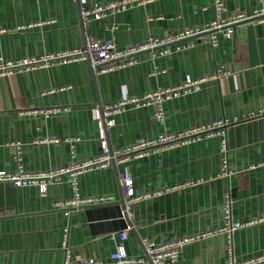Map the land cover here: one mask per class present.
Wrapping results in <instances>:
<instances>
[{"label":"crops","instance_id":"obj_1","mask_svg":"<svg viewBox=\"0 0 264 264\" xmlns=\"http://www.w3.org/2000/svg\"><path fill=\"white\" fill-rule=\"evenodd\" d=\"M222 1L227 12L260 7V0ZM215 18L213 0H155L91 21L85 31L124 48ZM111 23L114 31L107 28ZM215 38L214 46L202 35L165 55L141 53L135 64L106 73L93 74L89 63L80 60L0 76V170L39 172L99 154L95 110L227 70L196 92L163 102L162 123L155 121L150 106L113 115L107 142L112 150L122 149L161 133L225 122L231 171L219 174L220 135L160 149L79 175L81 196L112 200L90 214L81 207H55L73 195L66 178L48 185L44 194L35 186L0 181V264H65L66 253L69 263L98 259L113 264L110 255L118 245L130 258H143L144 239L162 242L221 227L226 195L233 221H257L233 232L235 259L264 252V21L237 24L230 37L218 31ZM83 43L77 0H0V60L38 58ZM48 109L55 111L47 117L37 112ZM124 169L137 194L175 189L133 203L130 229L122 240L119 233L126 227L118 177ZM183 184L188 185L179 187ZM226 242L220 234L193 241L181 248L178 264H226Z\"/></svg>","mask_w":264,"mask_h":264},{"label":"built area","instance_id":"obj_2","mask_svg":"<svg viewBox=\"0 0 264 264\" xmlns=\"http://www.w3.org/2000/svg\"><path fill=\"white\" fill-rule=\"evenodd\" d=\"M153 1L155 0H113L101 4L98 2L89 3L88 0H77L80 23L84 30V43L82 47L45 54L38 58L25 57L17 61L0 60V76H6L16 71L33 70L52 64H64L80 60H86L89 63L93 74L106 73L135 64L137 62L136 56L141 53L149 52L152 56H157L168 54L172 50H181L189 46L194 38L202 35H205L214 46L216 44V32H222L225 37H230L233 32V26L237 24L248 21H264V0L259 1V8L250 11L237 10L233 12L226 11L222 0H213L216 18L211 22L202 26L183 28L170 34L152 35L143 42L129 45L124 48L117 47L112 39H95L89 34H86L85 30L91 21L106 20L128 8L145 5ZM107 28L109 31H114L116 25L111 23ZM227 74H229V71L217 69L210 76H204L198 79L186 78L181 84L159 88L158 90L142 96L125 97L113 104L104 106L99 111L95 110L93 112V117L98 121V140L100 144V152L96 157L84 161H72L59 168L39 172H27L22 168L13 172L0 170V181L9 182L16 187L35 186L44 194L48 185L66 178L73 195L67 200L57 202L55 207L69 210L87 205L109 203L112 201L109 197L96 198L81 196L77 186L78 176L110 165L122 164L131 158H140L160 149L172 148L179 144L199 140L203 136L210 137L213 135L221 136L220 151L223 157L221 172L219 174L220 176H229L231 175V171L228 168L226 155L227 142L224 136V129L222 128L226 125L225 122L213 123L206 127L191 128L178 133H161L156 138L150 140L142 139L122 149L112 150L107 142V129L113 125V119L111 118L113 115L132 108L150 106L153 108V117L155 121L162 123L164 120L163 102L176 96L196 92L200 85L208 79L219 78ZM53 111L55 110L48 109L38 110L37 112L47 117ZM261 114L264 115V112ZM118 180L124 196L121 213L122 219H124L127 224L126 228L119 233L120 238L123 240L126 238L127 231L130 229V223L132 221L131 206L133 203L153 196H159L163 191H170L175 188H165L164 190L137 194L133 189V180L127 169H124V171L119 174ZM186 185L188 184H183L179 187H184ZM230 207L231 202L228 195H226L223 203V224L216 230L162 242H153L144 239L141 243L145 258L139 259L130 258L124 247L118 245L116 250L110 255V259L113 264H178L179 253L183 246L201 238L220 234L227 238L225 245L226 264H264V252L257 256L242 260L235 259L232 244L233 232L240 228L251 226L257 223V221H233ZM65 213L67 214L68 211H65ZM260 221H264V219ZM63 247L66 250V242H63ZM66 257L67 261H65V264H102V261L98 259H87L69 263L67 253Z\"/></svg>","mask_w":264,"mask_h":264},{"label":"water","instance_id":"obj_3","mask_svg":"<svg viewBox=\"0 0 264 264\" xmlns=\"http://www.w3.org/2000/svg\"><path fill=\"white\" fill-rule=\"evenodd\" d=\"M110 205H111V203H101V204H93V205L82 206L81 208L86 209L87 210L86 212L88 214H90V211H93V209H95V208H103V207L110 206ZM118 205H119V210H120V217L122 219V214L121 213H122V209H123V196L121 197ZM122 220L125 223V227H126L127 226L126 222L124 221V219H122Z\"/></svg>","mask_w":264,"mask_h":264}]
</instances>
